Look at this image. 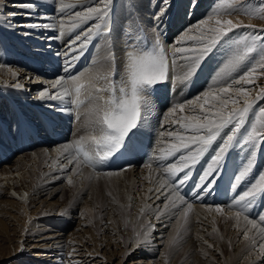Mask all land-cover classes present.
Wrapping results in <instances>:
<instances>
[{
    "label": "snow or ice",
    "instance_id": "obj_1",
    "mask_svg": "<svg viewBox=\"0 0 264 264\" xmlns=\"http://www.w3.org/2000/svg\"><path fill=\"white\" fill-rule=\"evenodd\" d=\"M112 3L113 0H95L92 5L85 6L82 11H76L69 17L71 23L68 27L73 31L82 25L87 27L68 41L67 47L76 55L66 60L62 70L69 72L73 66L72 61L84 54L91 41L97 37L102 38L105 54L102 60H93L95 71L89 72L87 86L96 93L106 92L108 98H94L102 101V104H94L91 110L95 116L91 133L74 144L58 148L57 152L64 154L69 164L75 162L76 167L84 164L95 168L115 156L141 151L148 145L137 143V132L134 130L141 123L142 113L146 115L148 111V101L144 94L150 93L155 85L165 82L173 87H188L197 72L202 70L201 66H208L205 61L211 62L214 52L222 54V60L209 73L210 80L206 82L205 89L193 98L174 104L168 110L165 122L169 116L179 114V118L172 121L175 127L159 133L162 139L158 141V154L150 157L145 165L152 169L155 162V171L162 177L160 186L155 191L166 189V192L161 193L165 195L166 202L157 211L156 218L159 219L171 206L172 209L181 210V217L187 223L193 204L185 200L180 190L191 180L196 165L206 154L211 152L206 166L193 185L192 194L198 200L212 195L217 188V180L230 150L239 148L247 153L246 162L234 175L232 186L235 188L252 174L257 151L264 147V106L257 107L260 101H264V88L253 97L252 89L246 87L253 85L258 75H264V29L226 18L247 15L250 18L264 19V0H259L256 5H252L250 0H217L206 18L181 34L176 42L180 46L174 44L171 47V57L155 34L150 46L144 44V40L148 38L147 32L133 17L128 18L126 26L121 24L117 27L122 37L110 44L109 40L114 32ZM59 5L61 12L66 8L76 7L66 5L65 0H59ZM0 6H6V0H0ZM21 6L30 12H34L36 8L32 3ZM170 6L171 0H161L157 19ZM90 21L95 23H89ZM27 27L48 28L50 25L29 23ZM65 27L63 22L58 25L61 35L64 34ZM118 45L123 53L119 66L116 55ZM69 55V52L64 53L65 57ZM177 61H183L182 74L172 78L169 76L170 64L175 66ZM118 75L119 82L116 79ZM84 76L85 73L67 77L58 75L51 81H41L40 74L26 78L41 83L37 99L64 101L67 98L71 104L80 107L84 103L80 97L86 90V85L81 82ZM101 82L104 86L97 87ZM15 87L23 88V85L17 83ZM54 110L64 112L67 109L56 106ZM27 131L20 127L17 134L23 135ZM165 137L168 139H163ZM161 144L164 146L160 147ZM106 175L111 176L113 173ZM68 183H72L71 177L68 178ZM149 192H153V189H149ZM261 197H264V171H260L247 188L233 196L227 207L236 209L234 219L237 227L240 226L241 219L245 222L243 239L250 240L252 246L258 247L264 254V226H258L256 219H251L248 214ZM156 198L159 199V196ZM214 211L224 215L225 207L215 206ZM143 212L144 209H141L142 214ZM259 220L264 225V215H260ZM253 229L258 231L259 242L255 236H249ZM140 235L139 232L136 233L137 243L141 242ZM177 242L176 237L170 240L173 245Z\"/></svg>",
    "mask_w": 264,
    "mask_h": 264
},
{
    "label": "bare ground",
    "instance_id": "obj_2",
    "mask_svg": "<svg viewBox=\"0 0 264 264\" xmlns=\"http://www.w3.org/2000/svg\"><path fill=\"white\" fill-rule=\"evenodd\" d=\"M28 1L35 2L36 4L40 5V2L43 3L44 1H50V0H44V1H41V0H6V6H0L1 22H3V24L7 25V28L9 29V32H11V34H12V32H16L13 28L19 30L18 31L19 37H20V39L22 38V41H23L22 42L20 40V42H22L23 44H26V45L28 44V47L25 46V48H27V51L22 52V50H21V52L22 53L26 52V53L30 54L31 53L30 50H33L35 53V56L37 57L36 59H33V60L26 58V57L22 58V59L20 58L23 62L22 63L23 65H21L19 67H18V65L13 66V65H15V63H18V62H16L17 60L14 61L13 59H11V58H13V55L11 58H8L9 57V55H8L4 60H0V65H3V67H0V101H2V99L7 98L8 95L9 96L11 95L10 98H16V99L19 98L21 100V102L22 101L26 102L25 103L26 105L28 103H32L31 105L34 104V105H36V107L41 106L42 108L43 107H45L46 109L51 108L50 110H52L55 107L52 105L53 103L61 102L62 107L65 108L66 104H67L66 102H68L67 98L64 100L66 104L63 103L64 101L37 99L36 98L37 93L40 90L42 85L40 82L29 80L26 77L36 76V75L40 74V80L41 81H51V80H54L58 75H64L67 77V76L78 74L80 71H82L80 73H85V76L82 78L81 82L86 85V90L82 92V95L80 98H81V100H86V103L82 104L76 113L79 115V117H78V120L75 121L74 132L68 141H63V142L55 145L54 142H56L59 137H56V138H54V137L58 136L59 133L56 132L53 129V127H51L50 125L49 126L52 129L51 133L53 132L54 136L53 137L47 136V135L42 136V135H44V127L45 126L42 127L43 129H38L40 131L39 136H37V138L34 140V142L43 143V144L39 145V146H34V151H32V152L29 151V150H32V147H30L27 150L23 149L26 146V143H25L26 137H24L23 135H18V136L16 135V140L14 139V134L9 139L6 137L7 141L10 140V142H8V144L10 146L8 148L5 147L6 149H4V150H2L0 148V159H1V156H3V157L6 156L7 158L5 157V159H6V161H8V154H15L16 151H17V154L20 152H22V154H19V156L16 157V159H13V161H11L10 163H3V164L1 163V165H0V196H2L0 199V207L3 206V208L6 210L20 211V212L21 211H25V212L31 211L30 209H31V207H33L37 211L36 214L32 213L33 219L31 222L34 226L37 225L39 227L41 224L43 226L41 225V228H38L39 230L36 232L32 231L30 234V237H28V239H27V236H25V237L23 236L22 239L25 241L23 243L30 245V247H31L30 249L34 251V253H32V255L35 256L34 258L36 260L41 262L40 264H62V260H61L62 258H64L67 261H72L73 262L72 264H105L106 258H105V260L102 258V256L104 255L103 253L99 252V250L96 248L91 253H88L87 251L84 252L85 251L84 249L78 248V245L82 243V240H81L82 238L80 239L81 236H79V234H77L76 232H75L76 234H74L73 230L69 231L68 233L66 231L67 225H69V223H77L78 227H79V224H80V226H85L84 225V223H86L85 220H82V217L80 215L76 214L75 209L77 207L74 205L69 206L68 211L71 214L73 213L71 216L69 215L71 217V219L69 217L70 220H69L68 224L66 223V221H64V222L60 221L61 223L67 224V225H65V224H61L60 222H58L56 216H54V214H55L54 212L58 211V210H57V208L56 209L53 208V206L51 205L53 202L51 203V201L50 202H47V201L51 197H54L55 195H57L61 191L63 192V191L70 190L71 188L68 189V187H70V185H74L76 182H78V183L82 182V183L86 184L89 181V179H92L93 177L96 178V177H100V176H108V175H106V173H109V171H114V172H111V173H113V175H111V176H120V178L122 179L121 181H123L124 183L127 182L129 185H132V187L134 188L133 193H131L130 198H128L129 199L128 205L130 206V208L133 211H136L137 213H139V215L142 214L141 209H144V212H143V215L141 218L142 219L141 223L147 224L148 230H149V232H151V235L146 242L144 241L143 238L140 237L141 242L137 243L136 237H133V236L131 239H128L129 241L126 242V240H125L126 248H125L124 254L122 255V257L120 259V264H135L139 260L136 259V260H133V262H132L129 260L130 257L132 255H142V252L143 253L147 252L148 255H149V253L151 255H155L158 252L157 260H155V261H158V259H160L162 264H165L164 262H166L165 260L167 258V257H165V258L163 257L164 249H165V242H167V240L170 239L171 235L173 234V228H175L174 227L175 224L177 222H179V220L181 219V210L179 208L172 209L170 206L164 215L160 216L159 219L156 218L157 211L159 209H162L164 207L165 202H166L165 201V195L161 194L163 192H166V189H161V192L155 191V189L159 188L160 181H161L162 177L153 169L154 167L152 169H149L148 167H144V165L143 166L141 165L142 167H132L133 165H136V164H132V165H130L131 168L125 169V168H123L124 163H120V164H116L113 166V168H116V167H119V168H116L115 170H106L108 172H105L101 168H98L100 171L102 170L105 173L100 172L97 174V173H95V171L93 172L91 170L92 168H90V166H86L84 164H81L80 167H76L75 162H73L72 164H69L68 160L65 158V155L61 154V152H57L58 148L62 149L63 146H65V145L74 144V142L79 140L81 137L88 136L91 133L92 122L95 119V116L91 110H92L94 104H96V103L102 104V101L96 100L94 98L98 97V96H102L104 99H107L108 95H106V93H104V92L96 93L93 89L88 88V86H87L88 85V79H87L88 74L90 71H93V72L95 71V69L93 68V65H90L92 63L89 64L90 66L86 70H82L84 68V67H82V69L77 73H75L76 70H75V67H73V66L69 70L71 72V74H67V73L63 72L62 69H63L64 65H62L61 70L56 69L58 71L55 72V69L53 67H58V66H60V64L57 61V63L54 65L53 60L48 61V59H49L48 56L51 57L59 51H61L63 53V51L61 49H65L67 47L68 41L71 40L77 33H80L79 32L80 28H77L78 30L75 29L76 31L75 30L72 31V29L70 27H68V25L71 23V21L69 20V17H71V16H67V15H69L68 13L67 14L65 13L66 16L65 15L64 16L60 15L61 17L59 15L56 16L57 11L55 12V14H54V11H52L50 13L51 8H49L50 11H48V9L46 8L47 6H45L43 4L40 5V7L38 8L39 10H35L33 12L34 13L33 15H29L30 11L21 6V5L27 4ZM56 1H57L56 3L58 4L57 6H60L59 0H56ZM79 1H80V4L82 3L81 1H85V2L88 1L86 4H89V5H91L95 2V0H78L76 2L79 3ZM126 1H128V0H126ZM155 2H156V0H150V2H145L143 0H135L134 7L138 6L140 8L139 13L141 12L140 13L141 16H143L146 19L147 18L146 12H148L151 9L150 7L155 5ZM183 3H184V0H179L178 11L175 14V16H173L172 24H174V25H176V21L178 19H179L178 21H180V19H182L181 15L185 11L182 7V5H184ZM44 4H45V2H44ZM65 4L66 5L69 4L68 0H65ZM208 5H210L208 7L209 10L207 8V10L209 12V11H211L212 5L211 4H208ZM52 7H53V5H52ZM57 8H55V9H57ZM59 9H60V7H59ZM158 9L160 10V7ZM59 11H61V10H59ZM80 11H82V9ZM120 11H123V10H120ZM197 12H198V10H196L193 13V15H196ZM60 13H62V12H60ZM185 16L186 15L184 13V17H183L184 19L186 18ZM129 17L130 16H128V15H126L125 17H120L121 20H124L125 26L128 23ZM131 17H134V15L132 14ZM234 17H236V16H231L230 18H233L235 21ZM154 18H156L155 24H159L160 23L159 21H161L160 18L157 19V15ZM199 18H201V17H199ZM200 20H202V19H198V20L195 19L194 21L191 20L189 22L190 26L197 24ZM171 21H172V19H171ZM61 22H63L66 25V27H65V31H64V37L62 39L60 38L61 40L59 41V43L57 42L58 44H60V47L58 48L57 44H56V46L54 45V42L56 41L55 40L56 39L55 34L56 33H58V35L60 34L58 25ZM91 22L95 23V21H90V23ZM29 23L48 24V25H50V27H48V28H43V27H41V28H28L27 25ZM163 23H160L161 27L163 28L162 30L166 31L165 26H167V25H165V24H167V23H165V24H163ZM122 24H123V22H122ZM147 24L150 27L152 26V23H150V22H148ZM168 24L170 25V23H168ZM118 25H119V23H118ZM82 26L84 27V25H82ZM151 29H152V27H151ZM186 29H188V27ZM157 30H158V28H157ZM152 31H154V30H152ZM168 31L166 32L167 36H169ZM184 31H181L179 33L180 35L178 37L176 36L173 39L174 40L176 39V41H178L179 37L181 36V34ZM114 32H115V30H114ZM114 32H113V34H114ZM118 32L119 31L116 30L117 34H118ZM24 33H30L28 35V38H27V36H23ZM113 34H112V39H111L112 42H113ZM155 34H156V31H155ZM170 34H171V32H170ZM190 34H195V33H190ZM60 37H62V36H60ZM17 39H19V38L17 37ZM15 40H16V37H15ZM176 41H174V43L171 44V47L174 44L177 47L180 46L179 44H176ZM2 42H4V41H2ZM109 42H110V40H109ZM37 43H40V44L46 43L45 47H46V49H48V51H47V53H44L45 50L43 51L45 56L43 55V53L42 54L39 53L40 55H37V53H38L37 51H39V50L41 51L42 49H44V48H41L40 46L37 47L38 46ZM98 43H101V45L97 44V46L95 47V50H93V49L91 50L90 46H88L87 50H85L84 54L82 55L83 59L85 61L89 62L90 52H92L94 55V58L91 59L92 61L94 59L102 60V57L105 54L104 40L102 42L98 41ZM21 46H22V44H21ZM23 47H24V45H23ZM34 47H36V48H34ZM28 48H31V49H28ZM53 50H55L57 52H55ZM166 50H167V48H166ZM66 52H69V54H70L69 56L76 55V53L72 52L71 49H69L68 47L66 49ZM62 53H60V54L62 55ZM19 54H20V52H18V55ZM119 54L120 53H119V45H118L117 49H116V55L119 56ZM28 56L30 57V55H28ZM56 56H57L56 59L59 60V58H58L59 54ZM82 56H80L79 58H81ZM120 56H119V58H120ZM31 57L33 58V55H31ZM14 58H15V55H14ZM56 59H54V60H56ZM121 59H123V56ZM29 60L32 62L30 63ZM221 60H222V54L214 52L213 56L210 58L211 62H209L208 60H206V62H205V64H207L208 66L203 67L201 70V74H199L198 76H195L193 78L194 83H192L188 86L189 89L187 87H186L187 89H184V87L182 88V95L180 94L181 93L180 92L179 93L180 95L175 97V103H173V105L176 103L182 102V100L183 101L186 100L187 96H190V94H193V92L198 90V89L196 90L195 87L199 84L198 82H200V81H198L199 76H201V79H202L200 87H203V89H201L200 87H199V89H201L203 91L205 89L206 82L210 80L209 73L217 67L218 62H220ZM80 61H82V63L84 62L82 60V58L80 59ZM117 61H120V60H117ZM60 62H62V61H60ZM75 63H76L75 60L72 61V64H75ZM30 64H31V66H30ZM182 64H183V61L181 64H178L176 66V68L179 67L178 69H180V66ZM86 67H87V65L85 66V68ZM31 68L34 70L31 71ZM208 69H209V71H208ZM181 71H182V69H181ZM181 71L178 72V74L179 73L182 74ZM170 72H171V70H170ZM73 73H75V74H73ZM172 77L174 78V76H172ZM202 77H204V78H202ZM17 83L23 85V88L15 87V85ZM165 84H167V82ZM103 86L104 85L102 82L97 84V87H103ZM167 88H170V87L168 86ZM158 91L162 94L161 100L164 102L163 107H159L160 104L158 102H156L157 101L156 98H154L152 100L153 96L152 97L150 96V98H148L149 97L148 92H146L144 94L145 99L148 101L147 108L149 109V112H153V111L156 112L157 121L159 120L158 116L161 114V111L163 110V108H164V110L162 112L164 113V111L167 110V108H169L172 104V101L167 102V103L165 102L166 98H167L164 95V92L167 91L165 88L158 90ZM190 91H191V93H190ZM184 94H185V96H184ZM186 94H188V95H186ZM183 98H185V99H183ZM191 98H193V97H191ZM188 99H190V98H188ZM20 100H18L19 103H20ZM68 103H70V102H68ZM25 104H23V106H25ZM58 105H61V104H58ZM70 105H71L72 109L77 110L78 107L76 105H73V104H70ZM36 107H34L35 110H36ZM67 108H68V106H67ZM72 109L70 108L69 110H72ZM28 111H30V109ZM41 112L42 113L40 116H42V114H44L43 117L49 116V115H47V113H45V110H44V112L43 111H41ZM47 112L51 113V111H47ZM65 112L66 111H64V114L66 115L67 113H65ZM186 113H188V110H186ZM67 115H70V114H67ZM37 116L39 117V115H36V117ZM73 116H74V114H73ZM49 117L51 120L53 119L52 116H49ZM8 118L10 121H15L14 120L15 119L14 113L9 114V117H7V119ZM67 118H68V123L71 124L70 127H72V118L73 117L71 118V116H69ZM178 118H179V114H176L173 116H169L167 122H165V121H164V123L160 122L161 125L163 124L165 126L163 131L170 130L173 127H175V125L172 124V121H174L175 119H178ZM16 119H17L16 122H14L15 123L14 124L15 125L14 132H15V130H17L20 127L19 126L20 124H22L24 126V123L19 122L20 121L19 118H16ZM160 119H162V118H160ZM35 121L38 122L39 120L36 118ZM51 124H54V123H51ZM31 125H33V124H31ZM36 127H38V126L36 125ZM36 127H34V128H36ZM24 128H25V126H24ZM161 128H163V127H161ZM63 130L64 129H62L61 131H63ZM140 131L142 132V130H140ZM157 131H159V124L158 123L156 125L155 138L158 134ZM163 131H161V132H163ZM0 132H2L1 135H3L5 130H3V128H2V131H0ZM148 133L151 134L150 132H148ZM9 136H10V133H9ZM40 137H42V139H43L42 142L40 140ZM155 138L150 140V144ZM158 139L160 140L162 138L159 136ZM163 139L167 140L168 138L165 137ZM156 141H154L155 144H156ZM16 142L18 144L14 145ZM30 146H32V143ZM159 146L163 147L164 145L161 144ZM1 147H4V145ZM153 148H154V146H153ZM155 148H156L155 154L157 155L158 154V144H157V146L155 145ZM231 153H232L231 154L232 156L230 155V158H233L234 161L239 162V163L236 162L238 164V166H237V164H234L235 169L231 168L235 171V170L239 169L243 163L246 162L245 158L247 156V153L241 154L242 151H240V150H235L234 153L233 152H231ZM118 156H115V158L117 159ZM230 158H227V159H230ZM149 159H150V157H149ZM255 160H256L255 163L257 162L256 166H258V164H260L261 160L264 161V147H262L260 150L257 151V154L255 156ZM47 164L49 165L47 168V171H50V174L43 177L41 175L42 173L40 171V170H42L41 165H47ZM236 166H237V168H236ZM259 168H260V171H262V170L264 171V167H259ZM259 168H257V169H259ZM120 169H124V171L115 172L116 170H120ZM234 171H233V173H234ZM230 172H232V170H230ZM62 173L66 174L68 176L67 179L62 184L54 185L56 181L63 178ZM125 173H129L128 174L129 177L126 176ZM236 173H237V171H236ZM196 174H194V175H196ZM254 174H256V171L252 174V176ZM124 175L126 176V178L127 177L128 178L126 179L124 177ZM233 175H235V173ZM252 176H249V179L246 180L248 182L245 181L246 183H248V185L257 177V174L253 178H252ZM69 177H71V179H72L71 184L68 183ZM229 178H231V177H229ZM219 180L222 181L223 178H222V180H221V178ZM226 180L228 181V179H226ZM193 181H194V179H193ZM229 181H230V183L233 182V180L232 181L229 180ZM191 183H193V182H191ZM220 184H222V183H220ZM242 184H245L244 181ZM242 184H241V186H242ZM224 185H226V184H224ZM248 185L247 184L243 185L244 187L242 186L243 188L240 191L236 190L237 192L235 191L236 192L235 195H237L238 193L243 191L245 188H247ZM221 186L222 185H220V187ZM190 187H189V189H190ZM232 187H231V189H233ZM11 188L15 190V192L20 196V198L16 197L14 194H12L13 192L10 191ZM129 188H131V187H129ZM149 189H153V192H149ZM224 189H226V188H223V193H224ZM22 190H24L23 195L25 196V194H26L25 197L21 193ZM215 190H217V189H215ZM221 190L222 189H220V191ZM75 191H77V192L80 191L79 196H78V194H76V195H77V197H79L78 200L82 199L83 195H84L83 192L85 191L84 188L82 190V189H79L77 187ZM81 194H83V195H81ZM27 195H28V198L26 199ZM220 195H223V194L221 193ZM226 195H225V197H226ZM157 196H159V199L156 198ZM230 196L233 197L232 195H230ZM190 198H192V197L190 196ZM193 198H194L193 200L198 201V199H196L195 197H193ZM72 199H73V197H72ZM173 199H175V198H173ZM208 199L209 198H207L206 201ZM210 199H211V197H210ZM230 199H232V198H230ZM185 200H187V199H185ZM262 202H260L259 204L261 205ZM177 203H179V201H177ZM126 206H127V204H126ZM214 207L215 206H213V205L210 206L207 204L206 205L193 204V210L188 216V219H187L188 223L187 224L190 225V229H192V232L190 231L191 232L190 239L195 243V245L200 250L204 251L206 249L205 252L207 251V249L210 248L216 254L219 253L221 256L224 257V259H226L229 262L228 264H264V254H262L259 251L258 247H253L250 240H244L243 239V230L245 229V222L243 221V219H241V221H240V226L237 227L236 221L234 219V213H235L234 210L229 211V210L225 209V214L221 215V214L214 211ZM261 207H263V209ZM261 207H259L260 210L258 208L259 211H256V213H255L256 215H258L259 213L264 215V206H261ZM9 216H11V215H9ZM251 216H253V215H251ZM76 217H77V220L74 221V219H76ZM44 218H46L44 221H47V223H50V225L47 226V224H46V226H45L44 225L45 222H43V221H42L43 223L40 222V219H44ZM256 219H257V216H256ZM257 221L259 222V223H257L258 226H264V225H262V222L259 219H257ZM105 226H107V225H105ZM135 226H137V225H135ZM248 227H250V226H248ZM214 229H216V230L214 231ZM146 230H147V228H146ZM78 231H79V229H78ZM140 231H141V229H140ZM82 232H83V230H82ZM143 232H145V229L143 230ZM24 234H26V233H24ZM224 234H227L228 237H225ZM152 236H154V237H152ZM249 236H250V238L255 236L257 238V241L259 242V236H258L257 229H253L252 231H250ZM153 239L155 241H153ZM205 242H207V243H205ZM226 242L228 244H223V245L228 246V252L224 253L220 250L219 246H220V243H226ZM209 245H211V247H209ZM74 246H76V247L74 248ZM70 249L76 250V251L72 252V251H70ZM69 251L72 252L73 254L69 253ZM206 256H207V253H206ZM217 258H219V257H217ZM166 263L170 264V262L169 263L166 262ZM225 264H227V263H225Z\"/></svg>",
    "mask_w": 264,
    "mask_h": 264
},
{
    "label": "rangeland",
    "instance_id": "obj_3",
    "mask_svg": "<svg viewBox=\"0 0 264 264\" xmlns=\"http://www.w3.org/2000/svg\"><path fill=\"white\" fill-rule=\"evenodd\" d=\"M41 1H44V0H41ZM76 1H78V0H71V1L68 0L69 4H67V5H76V7L66 8L65 11L62 12L63 14L60 13L61 12V11H59L60 10L59 9L60 6H57L58 4L56 3L57 2L56 0L44 1L45 4H44V2L43 3L40 2V5L43 4V5L47 6L46 8L48 9V11H50L49 8H51L50 13L52 11H54V14H55V12L57 11L56 12V16H58V15L59 16L60 15L64 16L65 13L66 14L67 13L69 14L67 16H71L72 13H74L75 11H77V10L80 11L81 9L83 10V8L85 6H87V5L89 6V4H86L88 1L87 2L81 1L82 2L81 4H80V1H79V3L76 2ZM143 1L150 2V0H143ZM216 2H217V0H184V3H183L184 5H182V7L185 10L184 13L186 15L185 16L186 18L185 19L183 18L184 17V13H183L181 15L182 16V19H180V21H178L179 20L178 19L176 21V25H174V24H172V22H173V16H175V14L178 11L179 0H171V6L168 8L167 12L164 13L163 15H160L159 16V18L161 20V21H159L160 23H163V22H164L163 24L167 23V24H165V25H167V26H165L166 27L165 28L166 31H164V30H162L163 28L161 27V24L160 23L159 24H155L156 18H154V17H156V15H158L160 13V10L158 8L160 7L161 0H156L155 5H153L152 7H150L151 9L148 12H146L147 13L146 14L147 18L146 19L143 16H141V14H140L141 12L139 13L140 8L138 6L134 7L135 0H128V1H126V0H113V3H112L113 17H112V19L114 21V30H115V32L113 34V41H116L118 38L122 37V33H120V32H118V34L116 33L117 27L119 25H121L122 22L124 24V20H121L120 17H125L126 15H128V16L131 17L132 14H133L134 15L133 18L140 23V25L142 26L143 29L146 30L147 37L148 38L149 37L152 38L153 34H155V31H156V34L155 35L159 36V38L162 39L161 42L163 43V45L165 46V48H167V50H168L167 51V54L169 55V57H171L170 55H172V53H171V48L170 47H171V44H173L174 41H176V39L174 40L173 38H175L176 36L178 37L180 35L179 33L181 31H184L187 27L189 28L190 27V23L189 22L191 20L194 21L195 19L198 20V19H204V18H206V15L208 14V10H209L208 7L210 6L208 4H211L212 7H213ZM28 3H32V4L36 5L35 10H39L38 9L40 7L39 4H36L35 2H31V1H28ZM250 3L252 5H256V4L259 3V0H250ZM52 5H53V7H52ZM55 8H57V9H55ZM207 8H208V10H207ZM119 9L120 10H123V11H120ZM196 10H198V12H197L198 14L196 13V15H193V13ZM33 14H34L33 12H30L29 13V15H33ZM233 16H236V17H234L235 18V21H240V22H242L245 25H255L258 29H264V19L250 18L247 15H233ZM199 17H201V18H199ZM226 18H230V17H226ZM171 19H172V21H171ZM230 19L234 20L233 18H230ZM148 22L152 23V26H151L152 29H151L150 26H148V24H147ZM91 23H94V22H91ZM118 23H119V25H118ZM168 23H170V25ZM86 26L87 25H84V27H86ZM84 27L81 26L79 32H82L83 29H84ZM157 28H158V30H157ZM13 29L16 32H12V34H11V32H9V29L7 28V25L6 24H3V22H1V18H0V43H1L0 44V56H1L0 57V60H4L8 55H9L8 58H11L12 55H13V58H11V59H13L14 61L17 60L16 62H18V63H15V65H13V66L18 65V67H19V66L23 65L22 64L23 62L21 60L22 58H25L26 57V58H29V59L33 60V59H36L37 57L35 56V53H34L33 50H30L31 51L30 54H28L26 52L22 53L23 51H27V48H25V46L28 47V44L27 45L26 44H23L22 43L23 42L22 41V38L20 39L19 34H18V31L19 30L15 29V28H13ZM152 30H154V31H152ZM167 31H168L169 36H167V34H166ZM170 32H171V34H170ZM59 33H60V31H59ZM13 35L16 37V40H15V37ZM55 35H56L55 36V38H56L55 40L56 41L54 42V45L56 46V44H57V46L59 48L60 47V44H58V43L64 37V34L61 35V33H60L58 35V33H56ZM23 36H27V38H28V35L23 34ZM60 36H62V37H60ZM17 37L19 39H17ZM20 40L22 42H20ZM93 40L96 41V42H98V41L99 42H102L103 41V39L100 38V37H97V38H95ZM2 41H4V42H2ZM109 43H112V41L110 40ZM21 44H22V46H21ZM37 44H38L37 47L40 46L41 48H44L46 46V43H41V44L40 43H37ZM43 44H45L44 47L42 46ZM98 44L101 45V43H98ZM23 45H24V47H23ZM34 48H36V47H34ZM45 48L42 49L41 51L39 50L37 52L42 54L43 51L45 50ZM90 48H91V46H90ZM28 49H31V48H28ZM66 49H67V47L65 49H61L63 51V53L61 51L57 52V51L53 50V51H55L57 53L55 55L51 56L52 58L48 56V58L50 60L47 58L48 61L53 60L54 61V65L57 63V61L60 64V66L57 65L58 67H53L55 69V72L58 71V70H61L62 69V65H65L66 60L68 58H70V56L69 57H65L64 56V53L66 52ZM21 50H22V52H21ZM47 51H48V49H47ZM47 51H44V53H47ZM18 52H20V54H19L20 56L18 55ZM44 53H43V55H44ZM60 53H62V55ZM119 53H120L119 56L120 55L121 56H120V58H119V56H117L118 57L117 60H121V58L123 56L122 52L120 51V46H119ZM58 54H59L58 58L62 62H60L59 60L56 59L57 58L56 55H58ZM14 55H15V58H14ZM28 55H30V57ZM31 55H33V58L31 57ZM92 58H94V55H93L92 52H90V60H89V63H88V65H87L86 68H85V66H83L84 68L82 70H86L90 65H92V64H90V63L93 62L91 60ZM54 59H56V60H54ZM31 62L32 61H30V63ZM117 63L119 65V62H117ZM181 63H182V61L181 62L180 61H177V64L175 66H172L170 64V70H171V72L169 71V76L172 75L175 78L176 75H181L180 73L178 74V72H180L181 69H182L181 66H180V69H178L179 67L176 68V66L178 64H181ZM30 66H31V64H30ZM203 67H204V65L201 66V68H203ZM56 69H58V70H56ZM32 70H34V69L31 68V71ZM208 71H209V69H208ZM80 72H82V71H80ZM199 74H201V70L197 72L196 76H198ZM75 75H77V74H75ZM202 78H204V77H202ZM201 80H202L201 79V76H199L198 77V81H200V82H198L199 84L197 83L198 85L195 87V89L196 90L198 89V90L195 91V92H193V94H190V96H187L186 99L191 98V97H194L196 94L202 92L201 89H203V87H200ZM117 81H119V80H117ZM192 83H194L193 79H192V81H191L190 84H192ZM166 85H168L170 87V90H172V93H174L173 94L174 98L176 96H179L180 94L182 95L183 85H180V86H177V87H174V88L168 82H167ZM199 87L201 89H199ZM246 87H250L252 89V96L255 97L257 95V93L259 92V90L261 88H264V75H258L254 79L253 85H251V86H247L246 85ZM187 88H184V89H187ZM190 93H191V91H190ZM164 95L167 97V94L164 93ZM186 95H188V94H186ZM184 96H185V94H184ZM10 97H11V95L10 96L8 95L7 98L2 99V101H0V104H1L0 105V131H2V128H3V130H5V132L3 133V135H1L2 132H0V148L2 150L6 149V148H8L10 146L8 144V141L6 140V137L9 139V133L11 134L12 131H13V129H15V125H14L15 123L14 122H16V120H17L16 118H19V120H20L19 122L24 123L25 129L28 130L25 133V135H27V137H30L31 136V133H30L31 130L38 131V129H43L42 127H44V126H45L44 128H46L48 126V124L46 123V121L44 122V120H46L47 118L50 119L49 116H52L53 117L54 116V113L56 112L54 109L50 110L51 108H47L48 109L47 110L45 107H43V108L41 106L40 107H38V106L36 107V105H34V104L31 105L32 103H28L26 105L25 104L26 102L22 101L23 102L22 103L19 98L16 99V98H10ZM183 99H185V98H183ZM18 100H20V103H19ZM82 101H84L83 104L86 103V100H82ZM68 102H70V101L68 100ZM68 102H66L67 104L65 103V101L63 103L66 104L65 109H68L69 110L70 108L72 109V107L70 105L71 103H68ZM182 102H183V100H182ZM173 103H175V100H174ZM23 104H25L26 107L23 106ZM58 104H61V105H58ZM52 105L55 106V107L56 106L62 107V103L61 102L53 103ZM33 106L36 107V110H35V108ZM67 106H68V108H67ZM260 106H264V101H260L259 102V104L257 105V107H260ZM79 108L80 107H78L77 110L76 109L75 110L72 109V110H69V111L66 110V112H65L67 114H70V115H67L66 114V116L67 117L71 116V118L73 117V114H74V117L72 118V128H73V132H74V128H75V121H77L78 120V117H79V115L76 114ZM169 108H167V110H165L164 113L162 112L164 110V108H163V110L161 111V114L162 115L160 114L158 116V118H159L158 122L164 123V121H165L164 120V117H165V115H167ZM29 109H30V111H28ZM44 110H45V113H47V115H49L48 117L44 116L45 117L44 118L43 117L44 114H42V116H40L41 113H42L41 111L44 112ZM47 111H51V113H49ZM11 113H14V117H15L14 120L15 121H10L9 118L7 119V117H9V114H11ZM35 114L36 115H39V117L38 116L36 117ZM36 118L39 120L38 122L35 121ZM160 118H162V119H160ZM250 120H251V116H250ZM161 123H158L159 124V131L158 132L159 133L161 131H163V129L165 127L163 124L161 125ZM31 124H33V125H31ZM36 125L38 127H36ZM34 127H36V128H34ZM161 127H163V128H161ZM157 136H158V134H157ZM157 136L155 138L157 141L154 139L151 142V144H150V147H151V151H150V155L151 156L150 157H152L153 155H156L155 154V151H156L155 145L157 146L158 141H159V139H158L159 136L158 137ZM154 141H156V144L154 143ZM3 145H4V147H1ZM152 145L154 146V148H153ZM235 150H240V149L239 148H233L232 150H230V152L228 154V158H230V155L232 154L231 152L234 153ZM29 151L32 152V151H34V149L29 150ZM243 153H245V152H242L241 154H243ZM19 154H22V152L16 154L13 158H9L8 157V161H6L4 163H10L11 161H13V159H16V157H18ZM210 155H211V152H209L208 154H206L204 156V158L201 159L200 163L196 165L193 173L196 174L198 171L199 172L196 175L192 174L195 178L193 177L194 181L191 179V181L189 182L188 187L191 186L190 187V190H189V193L186 194V193L181 192V190H180L181 195H183L184 198L187 199V201L188 202H191L192 204H199V205H201V204L202 205H206L207 204V205H210V206H212V205L213 206H224L226 210H229V211H233L234 210V212H235L236 209H232L231 210V209H229L227 207L231 203V201H232V199H230V198H233L230 195L234 196L237 191H240L244 187L243 185H245V184L248 185V183H246L248 181H246V180L249 179V177L246 180H244V183L245 184H242L243 182L241 183L243 187L241 185H240V187H235V188H233L231 186V185H233V182L230 183L229 180L232 181L233 178H234L233 177L234 176L233 174L234 173L236 174V171L238 172V170H239V169H237L235 171L233 170V169H235L234 164L239 163L238 161H234L233 158H230V159H227L226 160L225 167L222 170V173H221V175L219 176V178L217 180V182H218L217 183V188H216L217 190H215L212 195L206 196L203 199L204 201L203 200H198V201L197 200H193L194 199L193 198L194 196L192 195L193 185L197 181L196 178L198 179V176H199L201 170L206 166V164H207V162L209 160ZM141 161L139 162V165L135 163L136 165H133L132 167H142L143 165H144V167H146L145 165L149 162V158L147 160L146 159L145 160L143 159ZM263 162L264 161L261 160V162H260V164H258V166H256V164H257V162H256L255 163V166L257 168L264 167V163ZM48 166H49L48 164L47 165H41L42 170H40V171H41V173H42L41 175L43 177H45L46 175H49L50 174V171H47ZM237 166H238V164H237ZM237 166H236V168H237ZM153 167H154L153 169L155 170V168H156V163L155 162L153 163ZM256 167L254 168L252 174L255 171H256V174L259 173L260 168L257 169ZM90 168H92L91 170L93 172L95 171V173H97V174L100 173V172L101 173L108 172V171H105L104 172V171H100V170H95V168H93V167H90ZM116 168H119V167H116ZM116 168H114V169H116ZM123 168L127 169V168H131V166H128V165H125L124 164ZM231 168H233V169H231ZM230 170H232V172H230ZM118 171H121V169L120 170H116L115 172H118ZM233 171H234V173H233ZM109 172H114V171H109ZM230 173L231 174L233 173V174L231 175ZM128 174L129 173H125V175L129 177ZM252 174L250 176H252ZM256 174H254L252 176V178L254 176H256ZM125 175H124V177L126 178ZM62 176H63V178H61L60 180L56 181L54 185L62 184L67 179V177H68L64 173H62ZM229 177H231V178L233 177V178L231 179ZM220 178H221V180L223 178V180L220 181L219 180ZM225 178L228 179L229 182ZM121 180L122 179L120 178V176H109L108 175V176H100V177H96V178L93 177L92 179H89V181L86 183L87 185L84 184V183H82V182H79V183L76 182L77 184L75 183L74 185H70V187H68V189L71 188L72 190L70 189L68 191H63V192L61 191L57 195H55L54 197H51L47 201V202H50L51 201V203L53 202L51 205L53 206V208H55V209L57 208L58 211H55L54 212L55 213L54 216H56L58 222H60V221H62V222L66 221L67 224H68L69 220L71 219L70 216L73 214V213L71 214L68 211L69 206L74 205V206L77 207L75 209L76 210V214L77 215H80L82 217V220H85V222H86V223H84L85 226H80V224H79V227H78L77 223H69V225H67L66 223H61V222L60 223L67 225V228H66L67 233L69 231L73 230L74 231V234L77 233V234H79V236H81L80 239L82 238L81 239L82 240V243L78 245V248H82V249L85 250L84 252L87 251L88 253L93 252V250H95V248H96V249L99 250V252L103 253L104 255L102 256V258L104 260L106 258L105 264H120V259H121L122 255L124 254L125 248H126L125 240L127 242V241H129L128 239H131L132 238V236L133 237H136V233L137 232H140V234H141L140 237L143 238L145 242L148 240V238L151 235V232H149V230H148L147 224H145V223L142 224L141 223L142 222L141 221L142 220L141 218H142V215L143 214H140L139 215V213H137L136 211H133L130 208V206L128 205V202H129V199L128 198H130V195H131V193H133L134 188L132 187V185H129L127 182L124 183ZM191 182H193L194 184L191 183ZM220 183H222V184H220ZM224 184H226V185H224ZM220 185H222L223 187L221 186L222 187L221 188ZM77 187L79 189H82V190L84 188V190H85L83 192L84 195L81 194V195H83V198L80 199L81 201L78 200L79 197H77V195H76V194H78V196H79V194H80V191L79 192L75 191ZM129 187H131V188H129ZM185 187H187V185H184L181 189H183ZM231 187L233 189H231ZM223 188H226V189H224V193H223ZM220 189H222V190L220 191ZM10 191L13 192L12 194H14L16 197H19L20 198V196L15 192L14 189L11 188ZM21 193L23 195L24 194V190H22ZM109 193L111 195H109ZM221 193L224 196L223 195H220ZM225 195H226V197H225ZM190 196L192 198H190ZM1 197L2 196H0V199H1ZM72 197H73L74 200L72 199ZM210 197H211V199H210ZM220 197H221V199H220ZM222 197H225V198L222 199ZM27 198H28V195H27L26 199ZM207 198H209V199L206 201ZM263 200H264V197L263 198L261 197L260 200H258L256 202L255 207L249 210V213L248 214H249V216H250L251 219H256V216H257V219H259V216L262 215L261 213H259L258 215H256L255 213H256V211H259L260 210L259 207L264 206V201ZM260 202H262L261 205L259 204ZM126 204H127V206H126ZM258 208H259V210H258ZM261 208L263 209V207H261ZM30 210L31 211H27V212H25V211H21V212L20 211H9V210L4 209L3 206L0 207V264H40L41 263L40 261H38V260H36L34 258L35 256L32 255V253H34V251L30 249L31 248L30 245L29 244H26V243H23L25 241L22 239L23 236L24 237L27 236V239H28V237H30L31 232L32 231L33 232L38 231L39 230L38 228H41V225H42L41 224L38 227L37 225L34 226L32 224V222H31L32 219H33L32 213H35L36 214L37 211L33 207H31ZM9 215H11V216H9ZM251 215H253L254 217L251 216ZM69 217H70V219H69ZM45 219L46 218L40 219V222L41 223L45 222V224H44L45 226H46V224H47V226L50 225V223H47V221H44ZM257 219H256V221H257ZM75 220H77V217H76V219H74V221ZM187 223H188V221H187ZM187 223H185L184 222V219L181 217V219L179 220V222H177L175 224V226H174L175 228H173V234L171 235V237L172 238L173 237H176V239L178 241L176 244H174V245L173 244H170L171 237H170L169 240H167V242H165V249H164L163 257L164 258L167 257L166 260H165L166 262H168V263L170 262V264H205L206 262H207L206 264H222V263L223 264H225V263L228 264L229 263L226 259H224L223 256H221L219 253L216 254L210 248L207 249L206 252H205L206 249L204 251L203 250H200L195 245V243L190 239L192 229H190V225H188ZM257 223H259V222L257 221ZM105 225H107L108 227L105 226ZM135 225H137L138 227L135 226ZM181 225H183V227H181ZM76 227L79 229V231H78V229ZM146 228H147V230H146ZM140 229H141V231H140ZM144 229H145V232H143ZM82 230H83V232H82ZM24 233H26V234H24ZM224 236L225 237H228L227 234H224ZM152 237H154V236H152ZM153 241H155V240L153 239ZM223 244H228V243L227 242L226 243H220V246H219L220 247V250L222 252H224V253H227L228 252V246H225ZM75 247L76 246H74V248ZM70 251L75 252L76 250L70 249ZM70 251H69V253H72ZM145 253L142 252V255H132V256L130 255L131 257H130L129 260L132 261V262H133V260H136V259L139 260L135 264H162V262H161L160 259H158V261H155V260H157L158 252L156 253L157 255L156 254L155 255H151L149 253L150 256L148 255L147 252H145ZM206 253H207V256H206ZM217 257H219V258H217ZM61 260H62V264H72L73 263L72 261H67L64 258H62ZM166 262H164V263L167 264Z\"/></svg>",
    "mask_w": 264,
    "mask_h": 264
}]
</instances>
